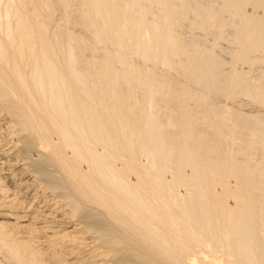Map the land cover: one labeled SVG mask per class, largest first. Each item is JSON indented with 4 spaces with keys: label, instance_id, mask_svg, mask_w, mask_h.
<instances>
[{
    "label": "bare ground",
    "instance_id": "obj_1",
    "mask_svg": "<svg viewBox=\"0 0 264 264\" xmlns=\"http://www.w3.org/2000/svg\"><path fill=\"white\" fill-rule=\"evenodd\" d=\"M0 106L80 225L12 264H264V0H0Z\"/></svg>",
    "mask_w": 264,
    "mask_h": 264
},
{
    "label": "rangeland",
    "instance_id": "obj_2",
    "mask_svg": "<svg viewBox=\"0 0 264 264\" xmlns=\"http://www.w3.org/2000/svg\"><path fill=\"white\" fill-rule=\"evenodd\" d=\"M223 43L225 44V42ZM259 70L260 69L256 71ZM16 136L17 134H15L14 131H11L9 127L7 114L0 106V211L10 216L16 215L15 217H18L21 223L25 225L29 224L32 227L37 228L39 230L37 237L31 233L29 234L27 229H20L18 235L22 236L24 239H28L30 236L32 237V242L38 240L39 242H43L44 245L46 244L44 246L45 252V250H48V247H46L48 244L47 242H44L48 239V237H46L47 235L50 236L52 233H57L61 230L69 231L70 229L72 230L74 226L80 228V225H75L74 221L68 222L73 219L67 215V206L63 205L64 203L62 199L50 189L45 188L42 182L28 167L21 152L19 154V150H17L19 149V144L16 141ZM243 150L254 156V158H256V160L258 159L260 162L264 160L263 149H261L258 144H246V146L243 147ZM31 152L32 155L36 153L35 150H32ZM16 202H19L20 207L17 206L18 204H16ZM16 206L17 208H13ZM13 216L11 217L15 218ZM64 228H66V230ZM63 231L61 232L63 233ZM71 234L72 236H79V233L78 235ZM83 234L85 236H83ZM83 234H80L83 237L79 236L75 239L72 237V240L70 239V241L64 239L66 241L65 244H67V253H65L64 256L66 257L67 255V257L63 259V262L51 261L47 258H43V261L46 264H80L79 260L81 257L87 258L93 245L92 238L89 237L87 233ZM59 235L61 234L59 233ZM5 256L4 252H0V264H12ZM96 258L97 263L99 262L102 264L103 261L99 256Z\"/></svg>",
    "mask_w": 264,
    "mask_h": 264
}]
</instances>
